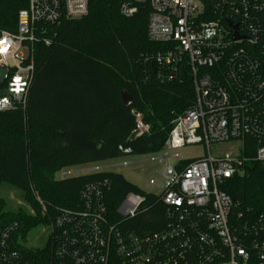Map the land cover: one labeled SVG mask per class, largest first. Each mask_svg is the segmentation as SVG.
Masks as SVG:
<instances>
[{
  "label": "built area",
  "instance_id": "obj_1",
  "mask_svg": "<svg viewBox=\"0 0 264 264\" xmlns=\"http://www.w3.org/2000/svg\"><path fill=\"white\" fill-rule=\"evenodd\" d=\"M148 4L147 37L167 43L155 60L168 74L186 70L195 102L171 121L160 150L146 161L160 165L159 189L165 221L159 229H130L126 219L143 198L129 192L115 214L105 205L107 179L86 183L76 208H58L48 225L52 264H264V213L242 218L225 183L243 176L253 162L264 163V0H124L123 16ZM88 0H27L14 31L0 29V111L24 109L35 72L32 42L37 22L59 23L87 14ZM240 36L232 40L234 32ZM178 71V72H179ZM128 139L150 126L133 109ZM227 144L220 150V145ZM202 147L186 158L177 149ZM211 146L218 151L213 154ZM128 155L131 148L118 145ZM121 161L87 169L63 168L60 178L127 166ZM37 200L41 203L39 197ZM0 228V264H33Z\"/></svg>",
  "mask_w": 264,
  "mask_h": 264
},
{
  "label": "trees",
  "instance_id": "obj_2",
  "mask_svg": "<svg viewBox=\"0 0 264 264\" xmlns=\"http://www.w3.org/2000/svg\"><path fill=\"white\" fill-rule=\"evenodd\" d=\"M122 1L88 0L87 14L80 18L35 23V72L25 107L0 111V186L23 190L34 209L8 211L0 199V228L17 224L11 235L14 246L33 264H52V245L48 238L41 247L25 245L28 232L41 223L48 226L58 208H76L80 190L97 179L108 181L104 199L110 213L115 214L127 193L142 196L140 209L126 219L130 229H159L165 221L160 196L143 191L120 173L55 178L63 168L124 155L120 144L130 147L131 155L160 150L173 118L195 102L186 70L169 73V80L160 78L168 72L155 55L168 44L148 39V4H138L126 17L119 12ZM26 5L27 0H0V29L14 31L17 11ZM121 91L131 98L129 109L124 108ZM131 109L141 113L150 130L128 139L134 126ZM34 190L41 203L32 199ZM225 190L235 203L233 214L249 218L264 213V163L249 164L243 176L225 183Z\"/></svg>",
  "mask_w": 264,
  "mask_h": 264
},
{
  "label": "rangeland",
  "instance_id": "obj_3",
  "mask_svg": "<svg viewBox=\"0 0 264 264\" xmlns=\"http://www.w3.org/2000/svg\"><path fill=\"white\" fill-rule=\"evenodd\" d=\"M227 144L220 145V150L224 149ZM211 151L215 154L218 149L215 146H211ZM175 152H179L186 158H194L200 156L202 153V147L199 145H190L184 148L177 149ZM157 153H148L143 155H122L117 158L108 159L99 162L86 163L67 167L70 170L87 169L94 165L105 166L110 163H116L121 161H133V164L127 166H115L104 168V171H112L120 173L126 180L148 193L158 194L159 189L151 182L152 179L159 178L160 165L155 161H146L150 156H156ZM88 172H80L79 174H87ZM55 178H60V173L55 174ZM23 190L16 189L9 184L2 183L0 186V199L3 200L5 209L8 211L25 210L26 212L33 213V205L31 201H27L23 196ZM32 199L37 198L36 191H32ZM39 202V201H38ZM40 204V203H39ZM42 211H44L42 207ZM48 235L47 223H41L32 228L23 242L25 245L41 247L44 245Z\"/></svg>",
  "mask_w": 264,
  "mask_h": 264
},
{
  "label": "water",
  "instance_id": "obj_4",
  "mask_svg": "<svg viewBox=\"0 0 264 264\" xmlns=\"http://www.w3.org/2000/svg\"><path fill=\"white\" fill-rule=\"evenodd\" d=\"M238 33L235 31L232 36V40L239 39ZM121 98L125 109H129L132 106V101L129 94L126 91H121Z\"/></svg>",
  "mask_w": 264,
  "mask_h": 264
}]
</instances>
